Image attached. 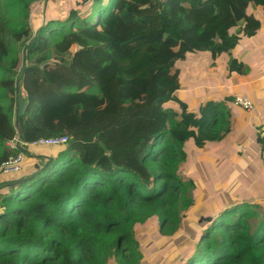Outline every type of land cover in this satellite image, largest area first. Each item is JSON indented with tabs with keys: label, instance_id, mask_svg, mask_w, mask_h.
Here are the masks:
<instances>
[{
	"label": "trees",
	"instance_id": "16d2710c",
	"mask_svg": "<svg viewBox=\"0 0 264 264\" xmlns=\"http://www.w3.org/2000/svg\"><path fill=\"white\" fill-rule=\"evenodd\" d=\"M44 3L0 0V164L15 137L68 142L0 181V264H147L149 221L175 237L171 264H264L258 204L222 210L196 236L182 225L195 188L179 173L185 144L218 141L227 124L218 102L193 111L176 94L192 54L226 53L232 69L264 0H81L60 14Z\"/></svg>",
	"mask_w": 264,
	"mask_h": 264
},
{
	"label": "crops",
	"instance_id": "0c3cea01",
	"mask_svg": "<svg viewBox=\"0 0 264 264\" xmlns=\"http://www.w3.org/2000/svg\"><path fill=\"white\" fill-rule=\"evenodd\" d=\"M254 7V15L260 16L259 5ZM233 31L234 28L231 32ZM201 54L204 56L194 61L193 64L195 72L193 76H196V79L186 90V92L193 93L192 99L187 100L183 97L180 101L186 103L193 111H197L199 106L207 101L218 102L220 106L218 111L227 127L225 126L222 130L220 140L207 142L202 148H196L192 141L187 142L190 147L185 149L186 160L182 165V170L179 169V173L185 171L183 169L187 167V176H185L187 178L184 179H190L195 184L192 191L194 203L187 212V220L190 222H195L199 217L206 215H210L212 219L222 210L243 202L258 204L264 209V164L260 155L264 145V135H262L264 131V24L254 36L239 37L238 44L231 52L232 59L236 61L232 69L228 66L226 53L212 55L210 52H204ZM195 56V54L189 56V60L185 63L186 66H189ZM207 64L211 70L210 78L204 77L206 74L202 68V66L205 68ZM178 67L180 68L181 65ZM179 80L180 82L182 80L181 73ZM181 92L182 90H179L177 93ZM236 96L247 98L252 103L253 110L247 112L234 106L232 99ZM228 98L231 100H227ZM189 101L193 102L189 103ZM63 149V147L32 149L30 151L31 163L27 165L25 160L22 178L33 172L39 156L53 157ZM211 167H217L212 171V176H220L221 173L231 176L227 183V186L232 188L229 196H223L221 193L227 186L219 187L215 186L213 181L208 182L210 178L206 177L205 172ZM248 169L252 172V180L249 185L243 187V192H241L239 181ZM223 180L226 178L222 175L219 181ZM203 203L211 206L205 212L201 208Z\"/></svg>",
	"mask_w": 264,
	"mask_h": 264
},
{
	"label": "rangeland",
	"instance_id": "374dc122",
	"mask_svg": "<svg viewBox=\"0 0 264 264\" xmlns=\"http://www.w3.org/2000/svg\"><path fill=\"white\" fill-rule=\"evenodd\" d=\"M76 1H81V0H43V2L48 3L49 6L53 7L54 8V12H57L58 14L63 12L64 9L75 8L74 2H76ZM38 6H39L38 3L35 2V1H33L30 4L31 14L32 13H37L36 11H41V8H39ZM30 26H32L31 22H30ZM33 29H34V27H32V30ZM21 54H22V52H19V55H21ZM195 55H196L195 59L190 62L189 66H186V64H185L186 62H185V63H180L179 65H181V67L177 68L179 70V72L181 73V75H182V80L180 82L181 83L180 90H182V92L181 93H177V97L179 99H181L183 97L187 98V100L192 99L191 96L193 95V93L186 92V90L190 88V86L192 85L193 81H195L194 79H196V76H193V73H195L194 70H193V64H194V61H196L200 57L204 56L201 53H198V54H195ZM200 63H196V64L199 65ZM19 65H21V63H19ZM199 67H197L198 71H200ZM202 68H203L204 73L206 74V76H204V77L205 78H210L211 70L208 68V64H207V66L205 68L203 66H202ZM202 80H204V79H202ZM185 86H186V88H185ZM183 91H185V92H183ZM185 102H187V101H185ZM192 102L193 101H189V103H192ZM189 106L192 107L191 104H189ZM188 147H190L189 143H187L185 145V149H187ZM248 152L250 153L251 149ZM30 154L31 153L29 152V155L26 158V164L27 165L29 163H31ZM184 162L180 163V165H179V169L180 170H182V165H183ZM216 169H217V167H211L209 170H206L205 175H206V177L210 178V180H208V182L209 181H213L215 183V186H219V187L227 186L228 185L227 183L230 181L231 176L229 174H227V173H221L220 176H215V175L212 176V171L216 170ZM183 170H185V171H180V177L182 179L187 178V177H185V176H187V167H185ZM23 172H24V170H23ZM22 173H20V175L16 174V175H11V176H6L7 178L1 177L0 181L1 182H11V181L19 180L23 176V175H21ZM222 175H223L224 178H226V180H223L222 182H220L219 180H220V178H222ZM194 178H195V176H194ZM184 180H187V179H184ZM251 180H252V172H251L250 169H248L246 171V174H244L242 176V179H240V181H239V184L241 186V192H243V187H245V186L250 184ZM210 187H213V186H210ZM3 189L4 188L0 189V190H2L1 192L7 191L6 189H4V190ZM191 191L192 190H189V192H188L189 196L192 195ZM231 192H232V188L230 186H227V188L224 191H222L221 193L223 194V196H229L231 194ZM207 201H210V200H207ZM212 205H213V202L211 203V206ZM211 206L210 205L208 206L207 203L201 204V208L203 209L204 212H205V210L209 209L208 207H211ZM198 207H200V206H198ZM187 216L188 215L186 213V215H185V217L183 219L182 225L184 227H188L187 229L192 234H194L195 236L198 235L199 230H202V228L204 226L203 224H205V222L207 223L209 221V219H211L210 215L201 216L197 220V222L199 224L198 225L194 221H192V222H194L195 224L190 222L189 220H187ZM138 235H139V241L144 247L147 244H149V243L152 244L151 248L147 251V254L145 255V260H146L147 264H152L155 261L159 260L160 258L161 259L163 258L162 260H164V262H166L167 264H171L172 258H169V257L166 258V257H163V256H164V252L167 249V247L173 244V241L175 240V237L162 238V236H160L158 234V227H157L156 223H154L153 221H149L145 225L140 226L138 228ZM179 235L181 237L187 236L186 233H185V230H182ZM188 239H191V237H189ZM179 252H180V249H177L176 253L179 254ZM176 260H177V258L175 259V261Z\"/></svg>",
	"mask_w": 264,
	"mask_h": 264
},
{
	"label": "built area",
	"instance_id": "2783aa9c",
	"mask_svg": "<svg viewBox=\"0 0 264 264\" xmlns=\"http://www.w3.org/2000/svg\"><path fill=\"white\" fill-rule=\"evenodd\" d=\"M232 104L244 111L253 110L252 103L245 97L236 96L232 99ZM264 135V131L262 132ZM68 137L39 139L32 142H22L17 137L6 143L9 149L8 157L0 164V177L16 175L23 172L26 157L32 149L40 147H63L67 144ZM261 159L264 164V145L260 151Z\"/></svg>",
	"mask_w": 264,
	"mask_h": 264
},
{
	"label": "water",
	"instance_id": "95a60500",
	"mask_svg": "<svg viewBox=\"0 0 264 264\" xmlns=\"http://www.w3.org/2000/svg\"><path fill=\"white\" fill-rule=\"evenodd\" d=\"M24 107H25V105H24V103L22 102L21 105H20V107L18 108V115H19V116H21V115L23 114ZM22 181H24V180L22 179V180H20V181H18V182H22ZM210 220H211V219H209V221H210ZM209 221H208V222H209Z\"/></svg>",
	"mask_w": 264,
	"mask_h": 264
}]
</instances>
